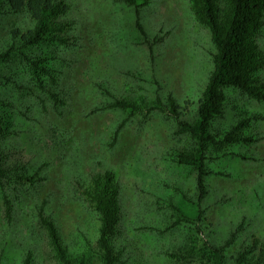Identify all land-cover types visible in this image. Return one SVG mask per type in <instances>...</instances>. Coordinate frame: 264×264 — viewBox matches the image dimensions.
I'll use <instances>...</instances> for the list:
<instances>
[{"label":"rangeland","instance_id":"374dc122","mask_svg":"<svg viewBox=\"0 0 264 264\" xmlns=\"http://www.w3.org/2000/svg\"><path fill=\"white\" fill-rule=\"evenodd\" d=\"M62 1L67 44L23 47L20 36L33 25L28 14L0 15V53L9 52L0 61V160L33 177L15 182L9 175L0 188V264H20L27 252L30 264H62L39 208L54 220L69 255L102 264L98 216L82 192L104 171L119 185L113 243L121 264H206L193 252L205 243L222 247L231 264L263 241L264 100L224 89V113L211 132L221 138L248 119L244 135L253 142L208 149L201 201L195 172L176 161L192 140L175 133L164 111L148 110L157 99L165 109L171 96L185 120L196 116L214 48L189 0H150L141 10L146 42L124 0ZM256 43L264 51V17ZM257 75L264 81V68ZM117 99L139 111L128 116L111 108Z\"/></svg>","mask_w":264,"mask_h":264},{"label":"trees","instance_id":"16d2710c","mask_svg":"<svg viewBox=\"0 0 264 264\" xmlns=\"http://www.w3.org/2000/svg\"><path fill=\"white\" fill-rule=\"evenodd\" d=\"M191 12L196 21L206 28L214 51L211 53L212 69L207 83L198 101L193 121L185 120L180 106L168 96L167 104L157 99L148 110L160 109L176 123L177 135H187L193 142L190 149L176 152V161L190 167L196 175L198 201L207 195L205 183L209 172L206 169L207 152L211 146L250 143L253 139L244 135L249 120L241 119L221 138L211 132V123L224 113L226 100L224 89L235 88L242 94L257 101L264 100V81L257 73L264 68V51L256 43V37L263 26L264 0H189ZM134 13V24L146 42L147 34L141 23V10L150 0H124ZM68 10L62 0H0V15L4 12H26L32 27L21 36L23 47L38 45L43 41L67 44V38L61 36L69 25L59 21ZM151 50V45H149ZM9 59V52L0 53V61ZM54 97V96H52ZM132 116L139 111L138 106L126 99H117L110 105ZM12 175L15 182H31L22 169L10 168L0 160V188H4L7 177ZM5 180V183L3 182ZM88 206L98 216L97 249L102 264H121V254L115 249L114 238L120 222L119 185L112 172L104 171L91 177L89 185L83 190ZM5 214L10 216L11 207L4 198ZM38 219L50 241L56 259L62 264H89L83 255L73 257L68 254L59 229L54 220L38 209ZM206 264H225L222 247L205 243L193 250ZM31 253L27 252L20 264H30ZM231 264H264V240H254L251 247L237 254Z\"/></svg>","mask_w":264,"mask_h":264}]
</instances>
